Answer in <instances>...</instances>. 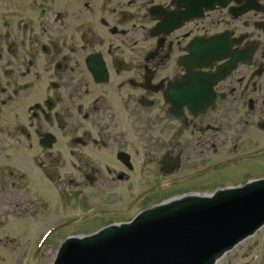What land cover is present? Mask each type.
<instances>
[{"label":"flooded vegetation","instance_id":"1","mask_svg":"<svg viewBox=\"0 0 264 264\" xmlns=\"http://www.w3.org/2000/svg\"><path fill=\"white\" fill-rule=\"evenodd\" d=\"M259 179L264 0H0V232Z\"/></svg>","mask_w":264,"mask_h":264},{"label":"water","instance_id":"2","mask_svg":"<svg viewBox=\"0 0 264 264\" xmlns=\"http://www.w3.org/2000/svg\"><path fill=\"white\" fill-rule=\"evenodd\" d=\"M262 225L264 180H257L210 196L171 198L127 224L68 238L53 264H214Z\"/></svg>","mask_w":264,"mask_h":264},{"label":"rangeland","instance_id":"3","mask_svg":"<svg viewBox=\"0 0 264 264\" xmlns=\"http://www.w3.org/2000/svg\"><path fill=\"white\" fill-rule=\"evenodd\" d=\"M33 227L36 226L27 224L22 217L5 226L0 232V264H51L57 250L56 241L37 244L43 231ZM218 264H264V226L219 258Z\"/></svg>","mask_w":264,"mask_h":264}]
</instances>
